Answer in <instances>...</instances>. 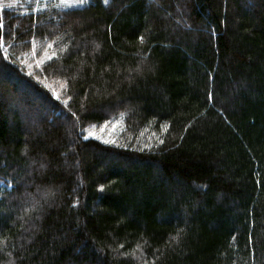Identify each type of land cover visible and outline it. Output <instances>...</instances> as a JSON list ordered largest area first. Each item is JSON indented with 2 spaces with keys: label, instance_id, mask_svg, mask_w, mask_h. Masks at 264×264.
<instances>
[{
  "label": "trees",
  "instance_id": "16d2710c",
  "mask_svg": "<svg viewBox=\"0 0 264 264\" xmlns=\"http://www.w3.org/2000/svg\"><path fill=\"white\" fill-rule=\"evenodd\" d=\"M3 1L0 264H264V0Z\"/></svg>",
  "mask_w": 264,
  "mask_h": 264
},
{
  "label": "rangeland",
  "instance_id": "374dc122",
  "mask_svg": "<svg viewBox=\"0 0 264 264\" xmlns=\"http://www.w3.org/2000/svg\"><path fill=\"white\" fill-rule=\"evenodd\" d=\"M3 1V0H2ZM5 1V0H4ZM3 1V2H4ZM26 1V2H25ZM29 1H36V0H16L17 4H22L24 8H28ZM25 2V3H23ZM45 2H53L56 3L57 5L50 11V13H54L55 11H59L58 7H63L64 9H68L71 7H76V6H83L85 3H70V4H65L62 2V0H44ZM37 9H40L44 11V6H39ZM57 37H53L51 40H44V41H37L32 48V56L30 53V56L27 57V52L24 53V58L21 60L25 66V70L28 71L29 75L33 78H39L41 71H42V65L45 63L44 61L50 58L55 49H56V44H57ZM52 47L53 51H49L48 48ZM39 71V72H38ZM6 72V71H5ZM1 77L3 78L0 79L1 86L0 88L3 89V92L6 93L8 90L13 89L14 85L9 81V78L6 77L4 78L2 75ZM43 82L46 85V88L52 93V98L55 99L59 103V106L62 107L63 109L68 108V103H69V97H68V85L66 80L63 77L58 76L55 73V76H43L41 77ZM5 85V86H3ZM19 94L23 93H29L30 99L25 97L28 100H32L33 103H31L30 108L31 109H37L36 116L38 117L39 115H45V116H51L55 115L59 116L56 112L55 114L52 112L49 104L44 103L39 97H37L36 93H33L30 88H24L22 86H19ZM15 90V89H13ZM31 94V95H30ZM9 95L13 97H16V94L11 90L9 92ZM9 96V97H10ZM17 99H20L18 96L16 97ZM21 100V99H20ZM33 111V110H32ZM61 118V121H65L67 118L59 116ZM13 180L6 176V175H1L0 176V186L1 187H6V188H13L14 186Z\"/></svg>",
  "mask_w": 264,
  "mask_h": 264
},
{
  "label": "snow or ice",
  "instance_id": "6c2138e0",
  "mask_svg": "<svg viewBox=\"0 0 264 264\" xmlns=\"http://www.w3.org/2000/svg\"><path fill=\"white\" fill-rule=\"evenodd\" d=\"M62 2L65 3V4H70V3H84L85 0H62ZM108 2H109V0H104V3L105 4H107ZM0 27H2V24H0ZM139 39L141 41H143L144 40V37L141 36V37H139ZM53 55H55V53H53ZM92 135H95V133H92ZM119 247L123 248V245H120ZM137 248H139V245H137ZM134 252H135V249L133 250V254H134ZM123 255H129V253L125 252V253H123Z\"/></svg>",
  "mask_w": 264,
  "mask_h": 264
}]
</instances>
